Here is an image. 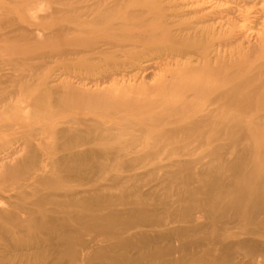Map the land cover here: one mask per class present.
<instances>
[{
    "label": "rangeland",
    "instance_id": "obj_1",
    "mask_svg": "<svg viewBox=\"0 0 264 264\" xmlns=\"http://www.w3.org/2000/svg\"><path fill=\"white\" fill-rule=\"evenodd\" d=\"M159 2L167 11L178 16L170 15L167 18L170 22L168 27L174 30L184 28L186 24L197 27L209 35L210 45H216L211 46L213 52L207 53L208 57L201 51L198 55L193 53L195 56L191 55L188 60L175 58L180 64L198 67L202 71L223 65L226 73L236 79L243 74L248 75V71L261 73L258 79H254L255 83L264 79V70L259 72L252 68L255 64L252 62L254 55L259 51L255 47L253 54V43L257 34L264 35V0ZM190 34L193 35V32ZM215 35L219 37L212 40ZM198 36L200 33L193 37ZM0 38V97L6 98L0 101V157L10 155L0 162V194L6 196L4 210H13L12 206L18 202L26 208L28 204H33L42 192L32 193L30 184L35 182H69L63 188L74 190H81L88 185V194L75 197L80 201V208L83 207L81 197H88L90 210L102 205L107 196L112 198V206L116 209H112L113 214L109 217L115 216V211L130 208V211L118 215L116 225L119 233L123 232L121 228L127 225V219L130 218L134 223L141 221L131 233L142 234L145 239L136 240L129 252L114 250L118 255L138 260V264H171L170 260L175 263L180 261L179 264H264V229H255L253 225L251 230L244 233V229L227 225L229 221H237L242 215L247 217L251 213L257 215L256 222H264L263 100H255L251 105L249 101L232 103V136L216 132L217 126L208 132V123H204L196 131L181 129L167 137H142L140 133L123 131L115 134L117 137L114 139L107 138L98 143L101 137L98 129L101 126L96 123H102L104 118L97 111H88L91 108L88 104L95 99L88 96V92L96 96L105 94L108 92L102 91L106 88L117 86L118 82L128 83L132 78L131 82L137 85L133 92L138 93V100L146 98V92L151 97L149 100H140L139 105L146 106L145 112L136 117L149 119L164 110L169 118L162 125L161 121L156 120L154 125L165 130L184 127L191 124L193 115L182 119L187 113H182L181 109L193 111L197 106L188 102L184 107H178L173 102L178 99L172 95L176 91L182 93L184 87L176 85V81L189 72L176 75L174 72L178 69L175 60L166 56H153L147 71H127L117 76L112 83L88 86V0H0ZM164 76L166 81H160L159 77ZM158 86L169 88L160 89V93L165 99L172 98L165 103L156 102ZM12 91L15 93L8 96ZM257 92L264 94V87ZM134 108L136 105H130L128 112H133ZM91 117L96 118L97 122L93 123L95 127H90L92 122H88V119ZM124 119L132 120L134 116L126 115ZM218 122L219 119L215 124ZM63 130L71 133L66 132L65 135ZM60 137L62 141H58ZM74 137L78 142L86 137L87 146L83 144L76 149L59 152L48 164L44 162L45 151L40 146L38 148L40 139L51 146L63 144L67 140L74 141ZM211 138L217 141L209 148L231 145L212 152L198 143ZM152 141L157 146L162 142L165 145L155 147ZM187 144H190L189 147ZM99 148L103 149L102 152ZM56 161L59 163L56 164ZM58 178H62V181ZM25 186L28 190H23ZM149 193L163 206L155 207V199ZM15 195H18L17 198ZM51 199L62 201L59 198ZM106 212L103 211V214ZM130 212L133 213L131 217ZM156 218H165L168 223L165 226L154 225L152 223ZM24 219L26 225L32 221L26 214H23ZM99 219L100 222L107 221L103 217ZM0 232V255H3L8 245L13 243L10 233L17 234L18 230L14 224L4 225L0 221ZM182 232L183 236H179ZM38 233L36 231L33 235L30 231L25 234L26 239L34 242V245L33 249L23 254L51 263L53 256L52 252H47V241H35L34 237H40ZM74 234H68L72 241L78 235L82 240L88 239L91 248L84 254L89 257L96 253L98 259L106 258L102 261L111 262L106 251L101 248H106L115 240L101 235L99 231L93 232L91 228L86 233ZM160 234H166L168 239L159 248L172 252L170 257L164 253L154 257L155 250L147 247L146 238ZM239 243L244 246H237ZM60 249L66 263L70 256H66L65 246ZM16 255L9 252L11 258L18 259Z\"/></svg>",
    "mask_w": 264,
    "mask_h": 264
},
{
    "label": "bare ground",
    "instance_id": "obj_2",
    "mask_svg": "<svg viewBox=\"0 0 264 264\" xmlns=\"http://www.w3.org/2000/svg\"><path fill=\"white\" fill-rule=\"evenodd\" d=\"M170 15L172 16L174 14L167 11L165 6H161L159 0H88V86L97 87L104 85L106 82L112 83V80L127 71H147L148 69H150L151 64L149 63L154 58H163L164 56H166L171 57L172 60L176 61L175 65L177 67L176 69L178 70L174 72V74L178 75L180 72L184 71L189 72V74L184 73L180 77V79L176 81V85L183 86L184 90L182 91V93L180 91H176L175 94L172 95L175 97H173L174 99H178V101L173 102L177 103L178 107L181 108L184 107V104L188 102L190 104H196L197 106V108L193 109V111L181 109L182 113H187L186 115H183L184 117L182 119L186 120L193 115V120L190 121L191 124H187L184 127L179 126L178 128H170L168 130H165V128L161 129L160 126L153 124V122L156 120L161 121L160 125L166 122L165 119L169 118V116L166 115V113L164 114V110L156 113L153 117L149 118L150 120L148 118L143 119L136 117L144 114L145 112L146 106L139 105L140 100H149V98L151 97L150 93L146 92L144 94L146 98L141 97V99L138 100V93L133 92V90L137 88V85L136 83L131 82L132 78L129 79L128 83H126V81H123L122 84L118 82L116 84L117 86L114 85L111 88H106L102 91L108 92L105 94L102 93L96 96L95 93L88 92V96L95 98L92 103H89L92 106L88 104V106L91 107L88 109V111H97L101 114L102 119H106H103L104 123H96L97 125L101 126V128L98 129L100 131L99 135H101V137L98 138V143L99 140H104L107 138L114 139L115 137H117L115 134L123 131L127 133H140L142 137L146 135H148L149 137H153V135L159 137H167L170 133L179 131L181 129L188 128L189 130L192 129L193 131H196L204 123H208L206 125V131L208 132L215 130L214 128L215 126H217L218 130H216V132H223L224 136H232L234 132V128L232 125L234 121V115L231 108L232 103H243L245 101H249L252 102L250 103L251 105L255 100L264 101V94H259L257 92L261 90L262 87H264V79L261 81L262 83H255L256 81H254V79L259 78L258 75H261V73L248 71V75L243 74L239 79H236L235 76L231 75L230 73H226V69L223 68V65L220 68L209 67L205 71H202V69L198 67L185 66V63L180 64V61L176 60L175 58L188 60L190 59L191 55H198L201 51H204L201 53H206V57H208V54H211L213 52V50H211V46L215 47L216 45L214 43L210 45L209 35H205V33L202 32V30H199V28L197 27H190L188 24H186L184 28H179L176 30L168 27L170 24V22L168 21ZM172 17L178 16L174 15ZM191 32H193V35L190 34ZM199 33L200 36L193 37ZM3 35L5 36V34ZM216 36L217 35L213 36L212 40H214ZM255 47H258L259 51L256 55H254V61L252 62L255 64L252 66V68L254 71L262 72V70H264V35L260 36L259 34H257L253 43V54L255 53ZM193 53H195V55ZM153 56L156 57L153 58ZM6 78L5 80L8 79ZM162 79L163 81H166L165 76L159 77L160 81ZM159 84L160 83H157L156 85ZM157 89L158 91L155 92V99H157L156 102L165 103L172 98L171 96L170 99H165L160 93V89L169 88L158 86ZM113 91L116 93H112ZM212 92L213 94H211ZM14 93L15 92L12 91L8 96L11 97ZM5 99V97H0V101ZM130 105H136V108L133 109V112H128V109H130ZM117 115L119 116L117 117V119L112 118ZM126 115H129L130 117L131 115H133L134 119H124ZM109 117L113 120L108 119ZM217 119H219L220 122L215 124ZM19 121L21 120H16L17 123ZM88 122H92L93 124L97 121L95 117H91L88 119ZM212 122L214 125L212 124ZM21 123L24 124L23 121H21ZM92 124H90V127H95V125L93 124V126ZM21 126L23 127L24 125ZM154 126H156V128ZM90 131L91 130H89V132ZM66 132L71 133L69 130H63V133L65 135H67ZM95 132L96 131H94V133ZM81 137H83V135ZM60 139L62 138L60 137L58 141H62ZM73 140L74 141L67 140L63 144H51L50 146L47 145L45 141L42 142V139H40L38 148L40 146L45 151L43 154V156H46L44 162L48 164L49 161L52 158L54 159V157L59 152L70 151L76 149L80 145L86 144L87 146L88 144V139L86 140V137L85 140H80L79 142L77 141V138ZM215 141H217V139L215 140V138H211L210 140H202L201 143H198L202 147L209 148V145L213 144ZM152 144L155 145L153 141ZM152 144L150 143V145ZM163 145H165L164 142H162L158 146L155 145V147L161 148L163 147ZM189 145L190 144H187L188 147ZM230 145L231 143L229 145L214 146L209 149H211L212 152H216L229 148ZM100 150L102 152L103 149ZM9 156L5 158L0 157V162L5 161L9 158ZM39 160L42 161V159ZM70 161H72V159ZM55 163L58 164L59 161H56ZM37 164L40 163L38 162ZM58 180L62 181V178H58ZM35 183L30 184L32 193L42 192L38 194L39 196L34 202H32L33 204H28L27 208L25 205L19 204L18 202L14 206H12L13 210H4V206L6 205L4 203V197L6 196L2 193L0 194V221L3 222L4 225L14 224L16 226V229L18 230L17 234L10 233V236L13 235V241H10L13 243L12 245L9 244L10 246L8 245L5 254L0 255V264H138V260L129 258L126 255H118L114 252V250L129 252L130 247L133 246V243L136 242V240L145 239V236H143L142 234L131 233L132 230H134L136 227H139V222H141L139 220L134 223V221L130 218L127 219V225L121 228V231L123 232L119 233V228H117L116 225L118 215L120 213L124 214L130 211L129 207L120 209V211H115L117 214H115V216L109 217V215L113 214V210H116L115 207L112 206L113 200L111 197L106 196V199L102 203V205H100L98 208L94 207L95 209L90 210H88V197H81V200L83 199V207L80 208V201L79 199H75V197L77 198L78 195L88 194V185L83 186L81 190H74L72 188H63V186L68 185L69 182ZM50 183H53L55 185H52ZM26 187L27 186H25L23 190H28V187ZM151 194L149 193L152 198L153 196ZM15 196L17 198L18 195ZM7 198L10 199V197ZM51 198H59L62 199V201H57ZM131 204L134 203L131 202ZM157 206L162 207L163 203L158 202L155 199V207ZM33 208H36V210H33ZM103 211L108 212L103 214ZM131 212L130 217L133 214H131ZM23 214H26L27 216L29 215L30 219L32 218V221L27 225L26 220H23ZM100 217L107 219V221L100 222ZM257 218V215L253 213L247 214V217L242 215L239 220H231L227 223V225H234L238 227L237 229L239 230L244 229V233L246 230H251L253 225L255 229H264V222H256ZM95 221L97 222L95 223ZM165 221V218H156L152 224L158 226L164 224L166 225L168 222ZM88 228H91L93 232H95V230L99 231L101 235H104L116 241L112 242L111 245L107 246L106 248H101L102 251H106V253L108 254L107 257L111 259V262L102 261L106 258L98 259V257L95 256L96 253L93 255L91 254L89 257L88 254H84L91 248L88 239L82 240L80 235H78L73 241L68 238L70 236H68L69 233H75L74 235L76 236L77 234L88 232ZM30 231L33 235L36 234V231L40 232L38 233L40 237H34L36 242L38 241L39 243L47 241V252H52L51 255L53 256V258L51 259L54 262L52 261L51 263H48L42 258H28L26 257L27 255L23 254L24 252L29 251L30 248L33 249L32 245H34V242L28 241L25 235L27 233H30ZM183 233L184 232H182L179 236H183ZM8 239H10V237ZM167 239L168 238L166 234H160L146 238L147 247H151V249L155 250L153 254L154 257H160L163 255V253L169 257L173 255V253L169 250H163L161 248V251V249L159 248L162 242L164 243L165 241L166 243ZM189 245L192 246V244ZM195 245L196 247H198L196 243ZM200 245L201 244H199V246ZM62 246L66 247V256H70L69 261H67L66 263L65 259L62 256L63 253L60 251V248ZM237 246L242 247L244 246V244L239 243ZM9 252L18 254L16 255L18 259L16 257L11 258L9 256ZM199 253L200 250H198V254ZM38 254L40 256L41 251ZM110 254L115 255L109 256ZM24 256L26 258H24ZM179 262L180 261H177V263H175L174 261L170 260L169 263L179 264Z\"/></svg>",
    "mask_w": 264,
    "mask_h": 264
}]
</instances>
